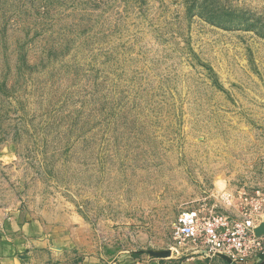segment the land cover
<instances>
[{"label":"rangeland","instance_id":"1","mask_svg":"<svg viewBox=\"0 0 264 264\" xmlns=\"http://www.w3.org/2000/svg\"><path fill=\"white\" fill-rule=\"evenodd\" d=\"M218 192L264 196V0H0V239L166 258Z\"/></svg>","mask_w":264,"mask_h":264},{"label":"built area","instance_id":"2","mask_svg":"<svg viewBox=\"0 0 264 264\" xmlns=\"http://www.w3.org/2000/svg\"><path fill=\"white\" fill-rule=\"evenodd\" d=\"M237 196L218 192L211 204L202 202L181 210L171 228L173 251L221 260L224 255L228 264L264 260V233L255 231L259 219L264 218V196L259 192Z\"/></svg>","mask_w":264,"mask_h":264},{"label":"crops","instance_id":"3","mask_svg":"<svg viewBox=\"0 0 264 264\" xmlns=\"http://www.w3.org/2000/svg\"><path fill=\"white\" fill-rule=\"evenodd\" d=\"M25 238L23 235V239ZM22 240L19 238L17 240L14 238L3 239V237L0 239V264H106L97 257H85L79 261L67 260L62 258L58 252H49L47 249L43 251L42 247H46V244L42 242L35 244L40 248L34 254L32 249L22 246ZM29 244L31 243L29 242ZM170 250L173 252V256L170 257L136 261L125 258L117 264H228L219 258H206L200 254H182L179 252L175 254L173 245L170 246ZM258 264H264V261H260Z\"/></svg>","mask_w":264,"mask_h":264},{"label":"water","instance_id":"4","mask_svg":"<svg viewBox=\"0 0 264 264\" xmlns=\"http://www.w3.org/2000/svg\"><path fill=\"white\" fill-rule=\"evenodd\" d=\"M255 231H256V234H257V235H261V234H263V233H264V223H262L259 227H257ZM220 257H221L223 260H225V261H227V262H230L229 258H227L226 256H224V255H220Z\"/></svg>","mask_w":264,"mask_h":264}]
</instances>
